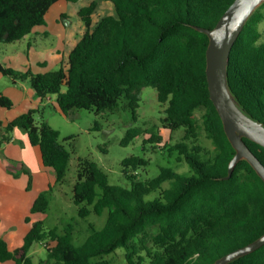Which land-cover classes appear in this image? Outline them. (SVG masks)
<instances>
[{
  "label": "trees",
  "instance_id": "1",
  "mask_svg": "<svg viewBox=\"0 0 264 264\" xmlns=\"http://www.w3.org/2000/svg\"><path fill=\"white\" fill-rule=\"evenodd\" d=\"M57 1L0 0V44L20 41L42 26ZM233 1L110 0L113 15L92 26L94 0L79 10L86 30L57 70L32 74L0 63L2 76L13 84L28 82L40 102L37 109L3 126L0 150L15 129L25 132L29 145L39 148L44 167L53 170L55 184L65 181L70 153L59 143L56 130L35 119L47 99L55 96L64 116L73 109L95 114L115 110L120 100L135 113L145 87L156 91L159 103L167 104L162 127L172 133L182 130L181 140L168 146L167 152L176 153L177 161L191 173L160 168L156 177L141 181L123 171L130 182V188H123L110 185L107 174L93 161L79 159L72 202L79 218L106 211L103 229L89 226L90 234L76 247L72 226L57 233L45 231L38 221L13 251L0 238V263L33 264L28 256L31 247L49 239L55 245H46L47 258L39 264H111L104 256L120 248L125 251V264H214L264 235V182L243 159L228 175L236 151L209 99L205 76L209 39L203 31L212 30ZM263 21L264 2L247 19L231 48L226 81L239 108L264 127V39L258 29ZM0 107L10 110L13 105L0 94ZM196 111H201L200 123ZM198 130L211 143V150L196 144ZM129 135L134 138L139 133L132 130ZM158 140L154 136L148 142ZM242 140L264 166V148ZM146 164L134 156L123 162L125 167ZM22 171L29 175V188L30 174ZM166 182L169 187L164 188ZM151 194L155 196L147 200ZM49 198L50 190L40 193L31 213L45 214ZM228 264H264V245Z\"/></svg>",
  "mask_w": 264,
  "mask_h": 264
},
{
  "label": "rangeland",
  "instance_id": "2",
  "mask_svg": "<svg viewBox=\"0 0 264 264\" xmlns=\"http://www.w3.org/2000/svg\"><path fill=\"white\" fill-rule=\"evenodd\" d=\"M258 29L261 40H263L264 21L259 24ZM35 39L38 51L48 50L54 45L50 40L39 37ZM31 42L32 45H35L34 40ZM26 53L27 46L23 40L11 44H0V63L6 67H20L21 61L26 60ZM38 55L40 56L39 53ZM59 67L60 64L52 67L51 70L55 71ZM32 69L37 71L36 66H32ZM2 77L3 84H0V89L4 87L3 85L13 84L10 78ZM27 84L29 85V83ZM166 108L167 104L159 103L156 91L150 87L141 89L139 106L135 113L128 107L126 101L120 100L118 108L115 110H104L95 114L94 111L73 109L67 116H64L56 106L55 96H51V103L45 105L41 114L36 113L34 116L37 122L44 121L59 133V143L70 153V160L65 181L62 184H55L54 182L44 191L50 190L47 212L43 215H32L33 218L43 222L45 231L55 229L57 233H61L68 226H72V243L76 247L82 245L90 234L89 226H92L96 231L103 229L106 211L100 216L91 213L86 218H79L72 202V187L76 179L79 159L93 161L107 174L110 185L123 188H130V182L123 171H126L128 176L129 173L135 174L137 179L141 181L156 177L160 168H170L176 173L191 175L189 167L184 162L177 161L176 153L167 152L168 146H172L181 140L183 132L178 130L172 133L162 127L161 119L165 117ZM12 112H18V107L14 108ZM200 115L201 111L195 112V118L199 123ZM132 130H137L139 135L131 138L129 133ZM154 136L159 137L160 140L150 144L148 141ZM125 139H127L126 144L123 143ZM188 144H190L189 141ZM196 144L207 150L212 149L211 143L205 139L201 130H198ZM132 156L145 160L147 164L138 167L131 165L125 167L123 165L124 160ZM0 159L2 160L4 157L0 156ZM7 162L11 164L8 173L12 177L18 178L22 171L21 167H17L16 162ZM27 176L29 181V175ZM27 186L26 189L29 190L30 186L29 188ZM163 187H169V182L164 183ZM154 196L155 194H151L146 199L151 200ZM10 232L11 229H7L5 221L0 227V235L7 236L10 235ZM46 245L51 248L55 242L46 239L42 243L33 244L28 253L33 264H39L40 261L46 260ZM124 253V249L120 248L114 253L104 256L103 259L111 264H125ZM3 264L13 263L5 262Z\"/></svg>",
  "mask_w": 264,
  "mask_h": 264
},
{
  "label": "crops",
  "instance_id": "3",
  "mask_svg": "<svg viewBox=\"0 0 264 264\" xmlns=\"http://www.w3.org/2000/svg\"><path fill=\"white\" fill-rule=\"evenodd\" d=\"M92 1L94 0H75L74 2L59 0L54 3L44 17V24L34 28L22 39L27 46L26 60L21 61L20 67L9 66V68L18 72L29 70L32 74H44L52 71L51 68L54 66L65 64L69 53L86 30L78 12L81 8L89 6ZM113 13L110 0H97L96 8L90 16L92 26L102 17L111 16ZM34 37L50 40L54 45L48 50L38 51ZM33 40L35 45H32ZM32 66H36L37 71H33ZM2 79L0 74V84ZM27 83L3 85L4 87L0 89V94L8 98L13 105L10 110L0 107V123L2 124L0 139L4 134V125L18 115L40 106L34 90ZM49 103H51V97L47 99L45 105ZM16 107L18 112H12ZM9 137L10 141L4 143L0 150V156L4 157L0 159V227L6 221V227L10 228L11 232L7 236L0 235V238L6 242L8 250L13 251L22 245L23 238L32 224L39 221L32 215H43L32 214L31 207L38 195L54 184L55 176L52 169L44 167L39 148L29 145L25 132L15 129ZM7 161L16 162L17 167L29 172L31 177L29 190L26 189L28 176L21 171L18 178L12 177L8 173L11 164Z\"/></svg>",
  "mask_w": 264,
  "mask_h": 264
},
{
  "label": "water",
  "instance_id": "4",
  "mask_svg": "<svg viewBox=\"0 0 264 264\" xmlns=\"http://www.w3.org/2000/svg\"><path fill=\"white\" fill-rule=\"evenodd\" d=\"M264 0H234L218 20L212 30L203 31L208 39L205 52V76L209 99L215 107L224 133L236 151L228 165L230 176L239 160H246L264 182V166L244 144L246 138L264 148V127L251 119L233 100L226 81V69L231 48L250 15ZM264 245V235L256 241L239 248L214 264H228L232 260L247 255Z\"/></svg>",
  "mask_w": 264,
  "mask_h": 264
}]
</instances>
